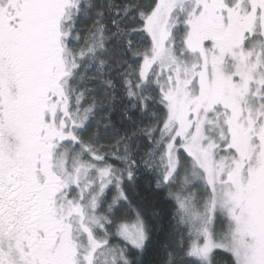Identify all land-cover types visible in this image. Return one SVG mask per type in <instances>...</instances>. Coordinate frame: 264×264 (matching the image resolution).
<instances>
[{
  "label": "snow or ice",
  "instance_id": "obj_1",
  "mask_svg": "<svg viewBox=\"0 0 264 264\" xmlns=\"http://www.w3.org/2000/svg\"><path fill=\"white\" fill-rule=\"evenodd\" d=\"M0 264H264V0H0Z\"/></svg>",
  "mask_w": 264,
  "mask_h": 264
}]
</instances>
